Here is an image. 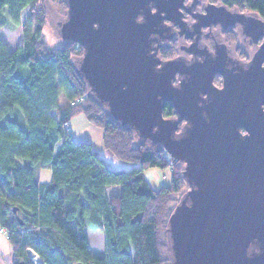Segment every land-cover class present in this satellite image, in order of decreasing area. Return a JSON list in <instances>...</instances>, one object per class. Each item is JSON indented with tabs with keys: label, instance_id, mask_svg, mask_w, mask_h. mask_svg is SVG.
Instances as JSON below:
<instances>
[{
	"label": "trees",
	"instance_id": "1",
	"mask_svg": "<svg viewBox=\"0 0 264 264\" xmlns=\"http://www.w3.org/2000/svg\"><path fill=\"white\" fill-rule=\"evenodd\" d=\"M51 1L66 16V0ZM210 1L264 21V0ZM26 8L35 29L22 44L6 53L0 36V228L15 264H31V249L42 264H170L167 221L188 190L183 164L91 95L78 72V43L48 46L45 0H0V30L19 26ZM164 104L163 117L175 118ZM79 115L102 130L104 149L134 167L110 170L91 144L73 140L64 123ZM146 168H169L170 183L152 188ZM40 169L50 170L49 183L38 180ZM114 186L121 193L108 198L105 188ZM87 230L104 235L100 255L91 254Z\"/></svg>",
	"mask_w": 264,
	"mask_h": 264
},
{
	"label": "water",
	"instance_id": "2",
	"mask_svg": "<svg viewBox=\"0 0 264 264\" xmlns=\"http://www.w3.org/2000/svg\"><path fill=\"white\" fill-rule=\"evenodd\" d=\"M150 1L66 0L62 39L82 47L78 72L109 115L183 164L170 264H264V41L217 89L202 66L158 60ZM180 1L162 0L163 11ZM166 102L175 118L163 117Z\"/></svg>",
	"mask_w": 264,
	"mask_h": 264
},
{
	"label": "flooded vegetation",
	"instance_id": "3",
	"mask_svg": "<svg viewBox=\"0 0 264 264\" xmlns=\"http://www.w3.org/2000/svg\"><path fill=\"white\" fill-rule=\"evenodd\" d=\"M161 1L149 2V8L161 18L160 32L153 36L156 41L152 45L158 60L162 64L174 59L178 65L202 66L217 89L222 87L224 75L249 64L264 41V24L251 14L210 0H181L173 3L178 11L171 9L167 14ZM181 78L177 73L174 84Z\"/></svg>",
	"mask_w": 264,
	"mask_h": 264
},
{
	"label": "rangeland",
	"instance_id": "4",
	"mask_svg": "<svg viewBox=\"0 0 264 264\" xmlns=\"http://www.w3.org/2000/svg\"><path fill=\"white\" fill-rule=\"evenodd\" d=\"M45 11L47 12L46 27L43 30L45 35V40L50 48L60 45L58 40L65 41L62 39L60 28L64 23L65 15L59 11L55 3L51 0H45ZM28 9H24L20 14V25L14 26L9 24L8 26L0 30V36L3 42L4 49L6 53H12L17 47L22 44L24 38V32H32L35 29L34 24H29L28 22ZM255 17V16H253ZM60 103L64 102V98H60ZM70 134L73 140L80 142H87L92 145L93 150H95L99 158L104 160L107 168L110 170H119L120 167L126 166V170H130L134 165L120 161L116 159L111 152L107 151L102 146V130L95 127L93 124L89 123L83 115L74 117L69 123ZM38 180L40 182H48L51 173L50 170L40 169L38 171ZM144 177L152 188L157 189L162 186H167L170 183V170L161 168H146L144 171ZM89 235L92 236L91 245L94 247L93 255H100L104 251V237L98 232L90 231ZM0 241L4 245H7L6 235L0 233ZM5 245V246H6Z\"/></svg>",
	"mask_w": 264,
	"mask_h": 264
},
{
	"label": "crops",
	"instance_id": "5",
	"mask_svg": "<svg viewBox=\"0 0 264 264\" xmlns=\"http://www.w3.org/2000/svg\"><path fill=\"white\" fill-rule=\"evenodd\" d=\"M98 157H99V155H98ZM125 167L126 166L124 165V166L120 167L119 170H126L127 168H125ZM49 181H50V179H49ZM49 181L48 182H43V183H49ZM120 190H121L120 186L106 187L105 188V192H106L108 198H111V197H113L115 195H119L121 193ZM86 233H87V236H88V247H89V250H90V252L92 254L93 250H94V247H92V245H91V240H92L91 237L92 236L89 235V230H87ZM98 233L101 234L100 232H98ZM102 236L104 237V235H102ZM7 242L8 243H7V245L5 244L6 245L5 246L0 241V264H15L16 261H15V257H14L13 251L11 250V244H10V242L8 240H7ZM101 253H103V251Z\"/></svg>",
	"mask_w": 264,
	"mask_h": 264
},
{
	"label": "built area",
	"instance_id": "6",
	"mask_svg": "<svg viewBox=\"0 0 264 264\" xmlns=\"http://www.w3.org/2000/svg\"><path fill=\"white\" fill-rule=\"evenodd\" d=\"M64 128L65 130H67V132L70 131L68 123H64ZM0 232L7 235L4 229L0 228ZM27 255H28V260H30L31 264H42L41 260L32 249L27 251Z\"/></svg>",
	"mask_w": 264,
	"mask_h": 264
}]
</instances>
